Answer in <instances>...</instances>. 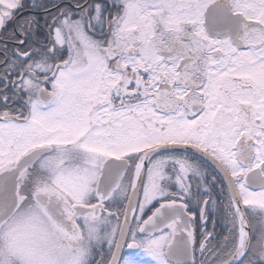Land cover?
Segmentation results:
<instances>
[{"label": "snow or ice", "instance_id": "6c2138e0", "mask_svg": "<svg viewBox=\"0 0 264 264\" xmlns=\"http://www.w3.org/2000/svg\"><path fill=\"white\" fill-rule=\"evenodd\" d=\"M0 264H264V0H0Z\"/></svg>", "mask_w": 264, "mask_h": 264}]
</instances>
